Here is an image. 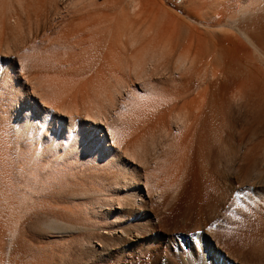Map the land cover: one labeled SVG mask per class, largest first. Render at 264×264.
Here are the masks:
<instances>
[{
  "label": "bare ground",
  "instance_id": "1",
  "mask_svg": "<svg viewBox=\"0 0 264 264\" xmlns=\"http://www.w3.org/2000/svg\"><path fill=\"white\" fill-rule=\"evenodd\" d=\"M167 2L0 0L14 264L47 256L46 241L143 247L165 210L187 220L182 264H230L204 223L231 207L264 222V0H188L187 14Z\"/></svg>",
  "mask_w": 264,
  "mask_h": 264
},
{
  "label": "rangeland",
  "instance_id": "2",
  "mask_svg": "<svg viewBox=\"0 0 264 264\" xmlns=\"http://www.w3.org/2000/svg\"><path fill=\"white\" fill-rule=\"evenodd\" d=\"M166 1L169 2H167L168 7L172 9L174 8L183 14H187L186 6L188 5V0ZM32 19L33 22L29 21L30 19L28 22L26 19H23L21 24L24 26L20 25V28H14L19 31L12 29V32L9 34L12 40L16 37H20L16 32H19L20 35L24 34L21 31L22 27L23 30H26V28L28 26L31 27L33 23L34 25H32V27H35L34 15H32ZM24 23L29 25L27 26ZM48 24L45 26L48 27ZM13 33H16L15 37L13 36ZM222 182L221 183L225 185V180ZM234 194L237 195L236 193ZM235 210H237L235 207L234 209L233 207L224 209L221 211L222 213H219L220 215H217L218 217H216L214 221L204 223L206 225L204 227H206V229L208 228L207 235L213 242L214 250L226 256L225 262H229L230 264H264V222L261 225V223L258 224V222H249L246 220V222L248 221V223H246L244 219H242L244 221L241 220L242 216L244 217V213L240 212L242 210H238V212ZM206 213L205 215L207 216H205V218L208 217L209 219L210 214L208 213V215ZM231 214H234L232 215V218L230 216ZM169 215L168 210L161 211L159 214L160 221L154 224L155 228L153 226L154 230H152V234L145 237V240L148 239V242H144L143 247L142 244H138L129 251H125L126 249L117 250V248L112 253L100 256L95 252L92 253L91 250L86 249L85 246H82L79 243L67 245L61 243L52 244V242H50V244L47 245L48 242L46 241L42 243L44 244L43 246H48L47 250L45 249L46 247H43V251L46 250V253H48L47 256L45 253L43 255L41 250V253L35 255L36 257H29L26 261L24 260L20 264H33L31 262L37 264V262L43 257V261L45 263L48 262V264H163L164 260L167 264H182V259L188 257L186 247L183 245V242L180 243V238L188 232L185 230V221L187 220H185V217L181 216V213L180 216ZM233 216L240 218L236 219ZM0 229H2V232L0 230V233H2V235H0V246H3L0 247L2 250V252L0 250V262H2L0 264H7L8 259L13 254L12 251L15 249L18 250L24 243H16L14 238L7 233L5 228L0 226ZM200 231H202V229ZM97 247H99V245H97ZM13 257L14 256L12 255V260H10L11 264L15 263ZM215 264H217V262H215Z\"/></svg>",
  "mask_w": 264,
  "mask_h": 264
}]
</instances>
